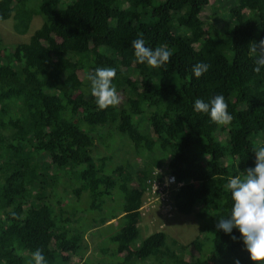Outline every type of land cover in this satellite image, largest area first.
Returning <instances> with one entry per match:
<instances>
[{"label":"trees","instance_id":"1","mask_svg":"<svg viewBox=\"0 0 264 264\" xmlns=\"http://www.w3.org/2000/svg\"><path fill=\"white\" fill-rule=\"evenodd\" d=\"M36 16L27 43L0 37V260L28 264L39 248L48 264H254L215 225L232 207L224 185L264 144V69L250 51L264 0H0L21 35ZM139 36L169 61L135 63ZM197 62L209 65L199 78ZM97 67L116 69L117 105L91 95ZM216 94L226 125L193 110ZM152 187L173 198L145 212Z\"/></svg>","mask_w":264,"mask_h":264},{"label":"clouds","instance_id":"2","mask_svg":"<svg viewBox=\"0 0 264 264\" xmlns=\"http://www.w3.org/2000/svg\"><path fill=\"white\" fill-rule=\"evenodd\" d=\"M131 46L134 49L135 63L147 64L154 68L165 65L173 55L166 45L154 48L146 46L142 36L133 40ZM250 51L254 56L253 71L259 73L264 69V38H261L258 45L251 44ZM208 70L209 65L205 62H197L192 66L193 75L197 78ZM115 76L116 69L113 67H97L87 75L91 95L100 108L114 106L120 102V96L113 83ZM193 110L206 114L219 125H226L232 120L222 94H216L208 100L196 98ZM252 151L256 157L254 167L247 168L243 178L234 175L224 185L231 195L232 207L227 217L219 216L215 227L230 235L231 239L241 240L254 264H264V144L255 146ZM169 179L170 182L174 180L171 176L168 181ZM233 229L238 230L239 237L233 234ZM0 264H4V261L0 260ZM28 264L48 262L42 250L37 248L31 253ZM234 264H240L239 259H236Z\"/></svg>","mask_w":264,"mask_h":264},{"label":"rangeland","instance_id":"3","mask_svg":"<svg viewBox=\"0 0 264 264\" xmlns=\"http://www.w3.org/2000/svg\"><path fill=\"white\" fill-rule=\"evenodd\" d=\"M211 10V6L208 8V10ZM208 12L206 11L205 16L207 15ZM205 18H209V17H205ZM43 22V19L40 16H36L35 19L32 21L30 29L31 31L27 34L21 35L19 33H17L13 28H12V22L11 20H5V21H0V37L2 38L3 42L8 44V45H16V44H20V43H27L30 39V35L33 33V31L35 29H37V27H39V25H41ZM39 23V24H38ZM59 41V39H58ZM84 72L82 70H76L74 72V76L73 78L76 80V82H80L84 79ZM91 159H93L94 162H96V158L97 155L95 153L91 154ZM86 167V166H84ZM156 190H158L157 187H152L149 190H147L143 198V207L142 209L147 212V210H150L152 208V206L155 208H157V206H160V202L163 201L164 199H172L173 197L167 193H165L166 191H162L161 188H159L158 192L156 193ZM150 191V192H149ZM118 204H120L121 201H116ZM115 205V203H114ZM111 206H107V208H110ZM143 211V212H144ZM144 212V213H145ZM152 212V211H149ZM154 217L159 216L158 214H154ZM175 217H178L177 215L174 214ZM115 220L109 222L114 224ZM178 222V221H177ZM108 224V223H107ZM102 230V228H101ZM94 230L90 229L88 231L87 234H89L90 236H92ZM114 231V229L112 230ZM104 233H107L106 231H104ZM97 240H100V242L93 246V247H89L88 252L90 253V251L93 252V249H95L97 246L101 245V244H106V239L104 238V234H102V236L100 238H98Z\"/></svg>","mask_w":264,"mask_h":264},{"label":"built area","instance_id":"4","mask_svg":"<svg viewBox=\"0 0 264 264\" xmlns=\"http://www.w3.org/2000/svg\"><path fill=\"white\" fill-rule=\"evenodd\" d=\"M169 181H170V179H169Z\"/></svg>","mask_w":264,"mask_h":264}]
</instances>
